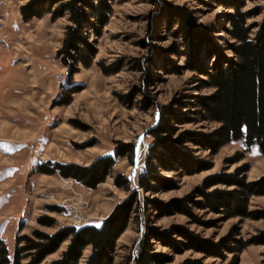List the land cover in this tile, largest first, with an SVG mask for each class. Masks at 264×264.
Returning <instances> with one entry per match:
<instances>
[{
	"label": "rangeland",
	"instance_id": "1",
	"mask_svg": "<svg viewBox=\"0 0 264 264\" xmlns=\"http://www.w3.org/2000/svg\"><path fill=\"white\" fill-rule=\"evenodd\" d=\"M30 1L0 0V235L11 258L17 237L34 238L35 232L54 235L64 227L100 226L134 191L140 195L141 210L131 215L117 241L114 264H135L150 229L161 234L182 226L215 243L237 231L247 240L260 237L264 194L250 199L249 210L257 211L259 219L227 220L221 213L192 207L193 214L206 223L200 225L172 209L176 200L194 194L210 176L248 166V182L264 178V154L257 146L248 148L244 140L232 141L216 153L180 141L184 133L209 135L218 124L193 120L176 125L178 132L171 138L178 141L176 147L204 161L209 169L189 175L180 167L159 168L157 175L169 182H153L149 192L138 187L154 144L148 130L159 112L167 107L194 111L187 107L192 98L214 92L203 87L202 75L182 70L186 61L182 39L177 28H171L164 4L186 7L195 24L207 31L211 44L226 55H232L233 41L226 31V14L232 10L219 0H115L102 36L88 32L98 52L93 66H79L69 76L73 68L57 57L70 25L68 15L55 21L45 15L24 22L21 8ZM244 1L254 37L264 22V0ZM117 64L118 72H104L103 67L112 69ZM175 66L181 68L180 74L174 72ZM147 97L150 101L145 105ZM120 144L135 146L134 163L130 157L115 158L110 175L94 189L62 177L59 171L49 172L57 164L89 167L101 157H115ZM239 157L243 159L235 162ZM118 175L129 181L128 189L116 186ZM152 243L156 253L169 257L166 264L189 258L229 264L232 259L227 252L223 259L208 258L192 250L177 254L157 240ZM68 244L63 243L42 264L60 258ZM90 251H85L83 262ZM239 264H264V242L246 248Z\"/></svg>",
	"mask_w": 264,
	"mask_h": 264
},
{
	"label": "trees",
	"instance_id": "2",
	"mask_svg": "<svg viewBox=\"0 0 264 264\" xmlns=\"http://www.w3.org/2000/svg\"><path fill=\"white\" fill-rule=\"evenodd\" d=\"M114 1L32 0L21 8V14L24 22L45 15H51L55 21L68 15L70 25L66 28L57 57L62 64L74 69L68 74L72 76L77 73L79 66L85 69L93 66L98 52L90 41L88 32L96 37L102 36L113 14ZM219 1L228 10H232L226 14V31L233 41L229 45L232 55L222 53L211 44L207 31L195 24L192 13L186 7L169 4L162 7L172 25L171 28L176 27L177 34L182 39L183 54L186 57L182 70L202 75L205 78L202 81L203 87L213 89L214 92L208 96L192 98L193 101L187 107L193 108L194 111L176 112L172 107H167L159 112L157 121L148 130L154 138V144L149 149L145 173L139 179L138 187L142 190L151 191L153 182H169L157 175L159 168L172 171L180 167L189 175L210 168L204 161L176 147L178 141L171 139L178 132L176 125L191 123L193 120L218 124L209 135L184 133L180 138L181 142H191L213 153L232 141L244 140L248 148L257 146L264 154V22L252 37L253 27L247 23L251 14L244 11L245 1ZM210 54L212 55L209 56ZM214 56V61L209 62ZM118 66L119 64L112 69L103 67V70L106 74H113L118 72ZM139 68H142L141 65ZM174 72L180 74L182 71L180 67L175 66ZM149 101L150 98L147 97L144 100L145 105H148ZM69 102L70 100L65 104ZM135 153L134 145L120 144L115 151V157H101L89 167L57 164L55 170L49 172L52 174L59 171L62 177L75 179L94 189L110 175L116 163L115 158L130 157L134 163ZM242 159L243 157H239L235 162ZM248 171L246 166L231 174L210 176L196 188L194 194L176 200L174 205H171L172 209L200 225L206 223L193 214L192 207L221 213L227 220L237 217L259 219V213L250 211L249 205L252 196L264 194V178L257 182H248ZM115 184L119 188L128 189L129 181L118 175ZM218 185L227 189H213ZM140 202L139 193L134 191L132 197L118 205L100 226L64 227L54 235L35 232L34 238L19 236L15 241L13 258L0 235V264H24L26 259H29V262L25 264H42L67 241L69 244L60 258L49 264H114L117 241L126 231L131 215L141 210ZM47 221L48 226L53 225V221ZM260 235L247 240L237 231L236 234L215 243L182 226L161 234L150 229L141 244L135 264L169 262V257L155 252L152 240L173 248L177 254L192 250L204 254V257L223 259V252H227L232 255L229 264H239L240 255L246 248L264 242V232ZM89 248L90 254L83 262L84 253ZM178 264L209 263L203 259L189 258Z\"/></svg>",
	"mask_w": 264,
	"mask_h": 264
},
{
	"label": "crops",
	"instance_id": "3",
	"mask_svg": "<svg viewBox=\"0 0 264 264\" xmlns=\"http://www.w3.org/2000/svg\"><path fill=\"white\" fill-rule=\"evenodd\" d=\"M1 226V225H0ZM3 239V238H2ZM4 240V239H3ZM5 241V240H4Z\"/></svg>",
	"mask_w": 264,
	"mask_h": 264
}]
</instances>
